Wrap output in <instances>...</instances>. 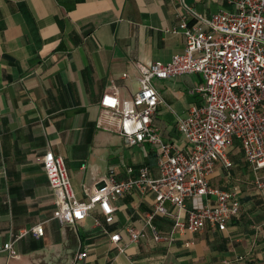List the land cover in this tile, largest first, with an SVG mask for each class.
<instances>
[{
	"label": "crops",
	"instance_id": "0c3cea01",
	"mask_svg": "<svg viewBox=\"0 0 264 264\" xmlns=\"http://www.w3.org/2000/svg\"><path fill=\"white\" fill-rule=\"evenodd\" d=\"M184 4L206 16L232 8L230 0H0V244L24 228H44L42 236L30 232L15 242L17 256L0 252V264H264V191L255 187L257 174L241 144L249 173L235 174L230 158L232 168L218 162L211 176L214 186L237 188L240 198L239 214L224 231L209 224L196 233L179 231L177 219L185 226L187 210L168 203L177 218L155 217L162 238L146 228V238L121 252L110 234L119 230L126 240L125 227L144 228L151 192L115 199L113 224L97 208L73 225L53 215L56 196L39 160L48 150L64 158L81 200L87 199L84 185H95L110 168L120 180L129 177L126 166L147 165L157 175L154 150L132 146L143 152L128 154L124 138L99 128L97 120L105 93L117 88L124 104L139 90L137 62L166 63L184 52L183 34L171 31ZM201 79L156 78L165 102L153 123L165 140H182L175 112L201 103L189 93ZM186 202L190 208L191 199ZM82 250L88 256L75 262Z\"/></svg>",
	"mask_w": 264,
	"mask_h": 264
},
{
	"label": "built area",
	"instance_id": "2783aa9c",
	"mask_svg": "<svg viewBox=\"0 0 264 264\" xmlns=\"http://www.w3.org/2000/svg\"><path fill=\"white\" fill-rule=\"evenodd\" d=\"M230 3L232 8L211 16L184 4L180 22L171 28L172 32L183 34L184 52L174 54L166 63L137 62L140 88L129 102H121L117 88L101 98L97 126L119 133L129 147L153 149L157 175L147 165L137 170L126 166L129 177L120 180L115 169L110 168L108 175L95 185H84L87 199L81 200L74 192L64 158L52 150L39 158L56 196L53 215L62 224L82 222L96 208L107 224H113L116 211L113 201L136 191L153 193L154 205L146 213L143 229L124 228L126 240L121 231L111 232L110 240L121 252L129 244L146 238V228L152 231L155 240L162 238L154 225L155 217L177 218L174 210L167 207L168 203L187 210L185 226L177 219L179 231L196 233L207 224L224 231L230 219L239 214L240 198L237 188L214 186L211 176L218 162L226 168L234 166L228 150L237 140L257 174L256 189L264 191V175L259 174L264 170V0H230ZM183 74L201 76V82L189 93L199 95L202 101L189 104L183 115L174 111L182 140H165L153 123L159 105L165 102L154 79ZM187 198L191 199L190 208L186 207ZM95 225H102L99 218L95 219ZM30 232L42 236L44 228L39 224L20 230L15 237L0 244V252L17 256L15 242ZM87 256V250H82L74 261Z\"/></svg>",
	"mask_w": 264,
	"mask_h": 264
},
{
	"label": "rangeland",
	"instance_id": "374dc122",
	"mask_svg": "<svg viewBox=\"0 0 264 264\" xmlns=\"http://www.w3.org/2000/svg\"><path fill=\"white\" fill-rule=\"evenodd\" d=\"M154 82L158 84V87H161L160 84L162 82H158L156 79H154ZM172 111V108L169 109ZM240 141L237 140L235 143V146L230 151V158L237 164L236 167H233V172L235 174L241 173V174H248L250 171V167L245 163V159L243 158L241 152H240ZM128 154H131L132 152H137L142 154V150L139 147H130L127 149ZM260 173H264V170H261Z\"/></svg>",
	"mask_w": 264,
	"mask_h": 264
},
{
	"label": "trees",
	"instance_id": "16d2710c",
	"mask_svg": "<svg viewBox=\"0 0 264 264\" xmlns=\"http://www.w3.org/2000/svg\"><path fill=\"white\" fill-rule=\"evenodd\" d=\"M173 140V139H172ZM153 150V149H152ZM151 148H150V153L152 152Z\"/></svg>",
	"mask_w": 264,
	"mask_h": 264
}]
</instances>
